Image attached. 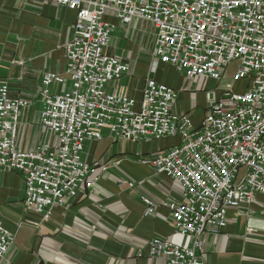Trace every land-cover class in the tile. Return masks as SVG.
<instances>
[{
    "label": "built area",
    "instance_id": "built-area-1",
    "mask_svg": "<svg viewBox=\"0 0 264 264\" xmlns=\"http://www.w3.org/2000/svg\"><path fill=\"white\" fill-rule=\"evenodd\" d=\"M42 1L75 13L64 76L45 73L41 79L39 124L57 144L17 148L28 103L10 98L8 86L0 84V169L22 176L25 206L47 219L53 207L94 189L97 164L82 159L86 141H100L105 132L131 143L177 138V145L141 162L181 185L184 200L166 206L174 233L191 243L154 238L147 245L150 256L166 264H205L203 234L221 233L229 209L264 196V0ZM109 17L121 25L138 19L152 28L154 68L162 63L187 81L217 83L205 92L198 126L173 112L176 92L155 80L146 79L138 100L108 92L131 74L128 63L104 52L115 29ZM232 63L230 82L219 87ZM66 81L67 90L52 93L53 84ZM142 201L143 215H153L155 204ZM13 242L0 221V264Z\"/></svg>",
    "mask_w": 264,
    "mask_h": 264
},
{
    "label": "crops",
    "instance_id": "crops-1",
    "mask_svg": "<svg viewBox=\"0 0 264 264\" xmlns=\"http://www.w3.org/2000/svg\"><path fill=\"white\" fill-rule=\"evenodd\" d=\"M108 21L115 29L104 52L131 67V74L110 84L108 92L138 100L146 79H152L176 92L175 114L199 121L196 92L202 81H210H187L169 65L163 68L173 78H152L157 69L151 53L139 43L145 32L133 29L143 21L133 19L128 25L111 17ZM74 22L73 11L54 3L0 0V84L8 86L10 98L28 103L17 129L20 151L57 144L56 137L39 124L41 79L45 73L64 76ZM69 86L68 81L63 86L53 84L52 93ZM203 98L205 114V93ZM178 142L166 138L131 143L114 140L106 132L100 141H86L82 159L97 164L99 179L92 191L82 190L63 207H53L47 219L25 206L22 176L0 169V221L14 235L1 264H166L163 258L150 256L147 244L159 238L190 245V238L174 233L166 206L182 202L184 191L179 183L141 161L159 156ZM143 197L155 204L151 216L143 215ZM202 241L205 264H264V196L255 195L251 203L229 209L223 231L206 232Z\"/></svg>",
    "mask_w": 264,
    "mask_h": 264
},
{
    "label": "rangeland",
    "instance_id": "rangeland-1",
    "mask_svg": "<svg viewBox=\"0 0 264 264\" xmlns=\"http://www.w3.org/2000/svg\"><path fill=\"white\" fill-rule=\"evenodd\" d=\"M133 29L137 30V31L140 30L142 33L145 32L144 36L140 39L139 43H140L141 48H146V51H147V53L149 52V56H150V53L152 52V48H153L152 28L146 22H139V23L133 25ZM165 66H167V65L162 64V63H157V65L155 66V70L157 69V73H156V76L154 74H152V78L153 77H157L159 79H162V78L165 79L167 77L173 78V76H171L169 70L163 68ZM235 67H236V63H232L231 65L228 66L225 76L223 77V79L219 83V87L230 82V79H231V76H232V73H233ZM216 84H217L216 82H212V81H210L209 83L202 81V83L199 85L197 92H196L197 108H196L195 112L201 118L199 121L191 119L192 124L194 126H198V124L200 123L201 119L204 116V114H203V112H204V109H203L204 108V98H203L204 93L206 91L213 90L215 88Z\"/></svg>",
    "mask_w": 264,
    "mask_h": 264
}]
</instances>
